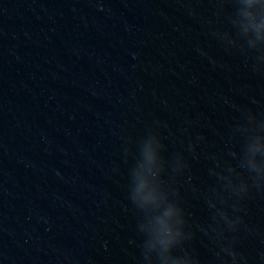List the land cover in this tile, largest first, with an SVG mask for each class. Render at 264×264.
I'll return each instance as SVG.
<instances>
[{
	"label": "water",
	"instance_id": "1",
	"mask_svg": "<svg viewBox=\"0 0 264 264\" xmlns=\"http://www.w3.org/2000/svg\"><path fill=\"white\" fill-rule=\"evenodd\" d=\"M245 12L264 0H0V264H264V40ZM169 205L164 251L149 229Z\"/></svg>",
	"mask_w": 264,
	"mask_h": 264
},
{
	"label": "clouds",
	"instance_id": "2",
	"mask_svg": "<svg viewBox=\"0 0 264 264\" xmlns=\"http://www.w3.org/2000/svg\"><path fill=\"white\" fill-rule=\"evenodd\" d=\"M257 0H245L247 7H252ZM246 23L244 24L245 31H251L255 34L257 40H264V18H256L245 12ZM250 151L253 153L264 151V146L259 143L251 146ZM145 160L148 165L154 166L157 163V155L154 150L146 149ZM248 167L255 172L257 177H264V166L257 164L253 160L248 161ZM136 199L141 204H158L163 199V194L158 186L148 184V182L140 177L138 179L136 189ZM181 210L176 205H169L165 210L163 217L157 220L155 225L150 226L152 240L149 241V246L159 245L164 251L170 249L178 243L181 235L178 227H174L170 221L180 215ZM226 254H231L229 249H225ZM164 264H190L188 260L182 258H164Z\"/></svg>",
	"mask_w": 264,
	"mask_h": 264
}]
</instances>
